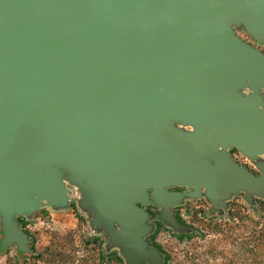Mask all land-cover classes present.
<instances>
[{
	"label": "water",
	"instance_id": "obj_1",
	"mask_svg": "<svg viewBox=\"0 0 264 264\" xmlns=\"http://www.w3.org/2000/svg\"><path fill=\"white\" fill-rule=\"evenodd\" d=\"M240 30L264 45V0H0V250L31 251L17 217L66 207L67 182L128 264L162 261L149 203L182 230L187 195L264 199V164L228 151L264 155V53Z\"/></svg>",
	"mask_w": 264,
	"mask_h": 264
},
{
	"label": "rangeland",
	"instance_id": "obj_2",
	"mask_svg": "<svg viewBox=\"0 0 264 264\" xmlns=\"http://www.w3.org/2000/svg\"><path fill=\"white\" fill-rule=\"evenodd\" d=\"M239 33L245 38L244 31L240 30ZM248 40V43H252L254 47L264 53V45L259 44L256 39L250 36ZM185 129L193 130L191 126H186ZM228 151L234 161L256 174H261L259 165L264 164V155L252 160L237 148H231ZM67 189L70 200L66 207L55 208L45 205L31 216L20 215L17 217L21 229L28 235V246L31 251L20 252L17 245L9 246L0 250V264H50L47 260L39 258V255L47 247L56 248L58 241L63 244L60 250L65 254L72 255L74 264H120L109 260L112 251L120 253L121 250L117 246L110 245L107 229L93 222L92 209L84 208L80 204L83 195L79 187L67 182ZM171 189L184 193L191 191L187 187ZM204 193L203 191L199 198L187 195L173 207L174 216L183 227L182 230L175 229L162 218L161 206L149 203L145 207L150 213L148 223L152 227L145 239L150 246L157 248L161 253L160 264H165L166 254L170 258L167 264H195L197 260L194 257L205 253L209 245H214L219 249L224 247L234 249L222 240L224 235L220 226L225 222L231 223L232 214L239 218L240 215H243V220L244 215H251L257 220L262 219V214L258 212L256 205L260 200H264L263 198L254 196L253 203H250L246 199L245 193L235 194L226 200L227 207L218 211L217 208L213 210L212 203ZM67 233L72 234V240L62 238ZM3 237L0 217V240ZM212 241L216 242L210 244ZM72 249L74 251H71ZM203 257L207 258V255H203ZM142 262L146 264L145 261Z\"/></svg>",
	"mask_w": 264,
	"mask_h": 264
},
{
	"label": "trees",
	"instance_id": "obj_3",
	"mask_svg": "<svg viewBox=\"0 0 264 264\" xmlns=\"http://www.w3.org/2000/svg\"><path fill=\"white\" fill-rule=\"evenodd\" d=\"M256 207L258 212L262 214L261 220L254 219L251 215H244L243 220V215H240L239 218L232 214L231 223L225 222L220 225L224 235L222 240L234 249L225 247L219 249L214 245H209L205 253L194 257L197 260L195 264H264V200H260ZM62 238L73 239L70 233L63 235ZM213 242L216 241H212L210 244H213ZM61 247H63V244L58 241L56 242V248L47 247L40 253L39 258L47 260L50 264H74L72 255L65 254L60 250ZM71 251H74V249ZM205 254L207 258L203 257ZM109 258L110 261L126 264L119 251H112ZM169 259L166 254L165 264Z\"/></svg>",
	"mask_w": 264,
	"mask_h": 264
},
{
	"label": "built area",
	"instance_id": "obj_4",
	"mask_svg": "<svg viewBox=\"0 0 264 264\" xmlns=\"http://www.w3.org/2000/svg\"><path fill=\"white\" fill-rule=\"evenodd\" d=\"M245 32V31H244ZM239 33V32H238ZM245 34H246V36H245V38H244V36H242V34H240L239 33V35L245 40V41H247V42H249V40H248V37L250 36V35H248L246 32H245ZM251 37V36H250ZM253 38V37H252ZM252 44V43H251Z\"/></svg>",
	"mask_w": 264,
	"mask_h": 264
}]
</instances>
